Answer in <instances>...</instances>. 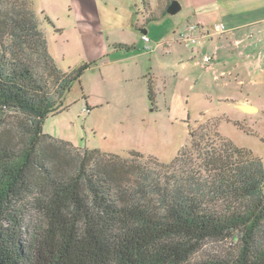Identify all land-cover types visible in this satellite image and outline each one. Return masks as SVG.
<instances>
[{"label": "trees", "instance_id": "trees-1", "mask_svg": "<svg viewBox=\"0 0 264 264\" xmlns=\"http://www.w3.org/2000/svg\"><path fill=\"white\" fill-rule=\"evenodd\" d=\"M3 2L0 264H264L261 160L230 142L211 145L202 152L211 184L204 194H192L158 178L145 182L148 176L128 159L105 164L98 150L52 140L42 131L44 119L63 110L65 95L91 64L62 71L34 12L11 15ZM152 89L149 81L150 100ZM9 113L12 126L4 120ZM27 195L38 218L24 226ZM209 240H228L234 252L194 259Z\"/></svg>", "mask_w": 264, "mask_h": 264}, {"label": "rangeland", "instance_id": "rangeland-1", "mask_svg": "<svg viewBox=\"0 0 264 264\" xmlns=\"http://www.w3.org/2000/svg\"><path fill=\"white\" fill-rule=\"evenodd\" d=\"M212 1L221 7L226 2L233 11V19L240 15L239 10L264 3V0ZM173 2L179 4L180 10L174 15L163 14ZM207 2L146 0L145 6L142 0H4L2 6L11 15L30 12L29 9L34 12L48 51L62 71L91 64L65 95L63 110L44 119L43 133L81 151L98 150L104 155L105 164L110 159H128L139 166L138 173L148 176L145 182L158 178L163 186L178 185L192 194H204L211 184V176L202 162V152L211 145L224 148L230 142L259 158L264 167L263 112L245 113L232 102L223 101L222 93H226L227 87L224 90L222 80L213 79L218 74L199 63L201 57L198 64L190 60L192 69L183 68L178 54L168 50L180 47L193 52L199 47V42L186 44L179 38L194 21L193 7L203 11ZM221 7L217 16L215 13L211 16L214 19L211 35L217 34L216 22L226 16ZM152 15L157 16L147 20ZM45 17L52 23L45 21ZM144 25L150 51L144 49L141 35L145 33L139 30ZM167 26L170 27L167 34L157 37L152 34L154 27L160 34ZM173 26L177 32H172ZM219 36L214 37L212 46L226 43ZM255 47L253 40L246 51ZM151 55H155L154 62ZM187 55L185 61L189 59ZM194 69L208 78L197 83ZM149 81L153 100L148 95ZM236 89L237 95L244 90L242 86ZM250 98L254 108L260 107L256 94ZM9 114L4 120L12 126L15 118L13 113ZM130 180L134 184L137 179L131 175ZM30 200L27 195L22 201L24 226L38 218L28 204ZM209 205L214 209L220 207ZM224 208L222 205L221 209ZM230 251L234 252L230 241L209 240L193 258L224 257Z\"/></svg>", "mask_w": 264, "mask_h": 264}, {"label": "crops", "instance_id": "crops-1", "mask_svg": "<svg viewBox=\"0 0 264 264\" xmlns=\"http://www.w3.org/2000/svg\"><path fill=\"white\" fill-rule=\"evenodd\" d=\"M224 4L225 7H221L216 5L212 0H208L207 3L203 4V11H198V7H193L192 14L194 16V21L193 23L191 22V24L196 23L198 30L191 32L187 29L182 33V36L184 37L190 34H193L195 37L196 34L199 35L196 37L195 42L196 44L199 42L200 45L199 47H195L196 49L193 50V52H189V49L187 48L180 47H169L168 50L178 54V57L180 58L179 62L183 63V66L181 67L189 69L193 68L190 64V60H196V63L198 64V60L203 54L214 53L213 61L208 69L214 71V74H218L213 79L216 81L221 79V84H223L224 90L227 87L226 93L221 92L223 95L222 98L224 99L223 101L232 102L234 107L240 110L238 108L239 104H249L253 106V99L251 100L250 95L254 93L258 96L261 105L260 107L257 106L255 111L252 110L251 112L245 113H260L262 111L264 114V3L250 6L245 10H239L240 15H237L234 19L232 18L234 16L232 14L233 11H230V7L226 2ZM220 7L227 12L226 16H223V19L220 22H216L217 24H222L223 30L216 31L217 34L211 35V24L214 22V19H211V16L213 13L217 16ZM174 27L176 26H173V30L171 29L172 32L181 30L180 25H178L177 30H174ZM168 29H170L169 26L165 27L164 31L158 34L156 33V27H154L152 29V34L156 37L158 35L163 36L167 34L166 30ZM145 34H147V30ZM217 35H221L224 38V42H226L221 47H215L214 44L212 46V41ZM182 36L179 38L181 43H183L184 39ZM253 40H256V47L252 49L251 52L246 51ZM235 47L237 49H243L237 51ZM186 55V59L189 58L187 60L189 63L184 59ZM232 58H235V60H232ZM247 59H251V62L248 63ZM150 60L154 62L155 55H151ZM194 64L195 63H193V65ZM197 71L199 70L194 69L192 71L197 75L195 78L197 83L208 78L205 74H200ZM238 86H242L245 93H243V90L241 92L239 91L240 95H237L238 91L236 88ZM217 92L220 93L219 90H217Z\"/></svg>", "mask_w": 264, "mask_h": 264}, {"label": "built area", "instance_id": "built-area-1", "mask_svg": "<svg viewBox=\"0 0 264 264\" xmlns=\"http://www.w3.org/2000/svg\"><path fill=\"white\" fill-rule=\"evenodd\" d=\"M197 27L198 26L196 24H191V25H189L188 30H190L191 32H194L197 29ZM215 28H216L217 31H222L223 30V26L220 25V24H216ZM141 38L144 41V49L146 51L152 50L151 45L148 43V42H150L149 38L145 34H142ZM183 41L186 44L189 43V42H195L196 41V37L193 34H190V35L186 36L183 39ZM213 58H214V53L203 54L201 56V59H200L199 63L202 66H204V67H209L211 65L212 61H213Z\"/></svg>", "mask_w": 264, "mask_h": 264}, {"label": "water", "instance_id": "water-1", "mask_svg": "<svg viewBox=\"0 0 264 264\" xmlns=\"http://www.w3.org/2000/svg\"><path fill=\"white\" fill-rule=\"evenodd\" d=\"M179 10H180L179 4L177 2H173V3L169 4L168 7L166 8V14L167 15H174ZM143 32L146 33V30ZM238 108L244 112H251L252 110H254V111L256 110V108H254L253 106H251L249 104H239Z\"/></svg>", "mask_w": 264, "mask_h": 264}]
</instances>
